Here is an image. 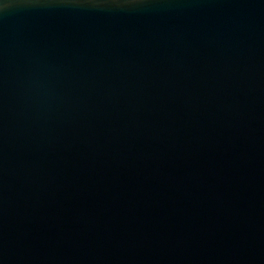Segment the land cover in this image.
<instances>
[{"label": "water", "instance_id": "water-1", "mask_svg": "<svg viewBox=\"0 0 264 264\" xmlns=\"http://www.w3.org/2000/svg\"><path fill=\"white\" fill-rule=\"evenodd\" d=\"M0 264H264V0H0Z\"/></svg>", "mask_w": 264, "mask_h": 264}]
</instances>
